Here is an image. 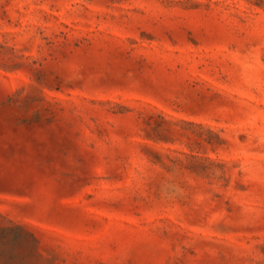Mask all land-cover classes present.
<instances>
[{"label":"rangeland","instance_id":"374dc122","mask_svg":"<svg viewBox=\"0 0 264 264\" xmlns=\"http://www.w3.org/2000/svg\"><path fill=\"white\" fill-rule=\"evenodd\" d=\"M0 264H264V0H0Z\"/></svg>","mask_w":264,"mask_h":264}]
</instances>
